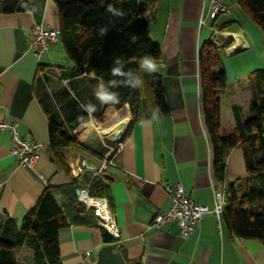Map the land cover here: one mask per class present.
I'll return each instance as SVG.
<instances>
[{"label":"crops","instance_id":"1","mask_svg":"<svg viewBox=\"0 0 264 264\" xmlns=\"http://www.w3.org/2000/svg\"><path fill=\"white\" fill-rule=\"evenodd\" d=\"M210 1L156 0L146 8L149 36L161 52L157 74L168 115L159 113L149 85L144 84L137 118L128 105L109 118L120 116L125 109L130 118L123 117L109 130L104 129L111 136L102 137L111 140L126 132L106 169L97 175L109 182L106 201L115 216L119 240L105 241L97 226L63 228L58 232L61 264H85L84 253L89 254L91 264H264V244L234 237L222 212L220 216L204 214L189 238H182L174 223L151 227L152 220L170 207L163 184H180L195 204L212 210L215 191L248 176L243 149L234 147L226 156L225 181L215 180L212 145L203 119L199 52L215 36L214 30L220 33L215 36L218 40L231 42L220 61L228 85L217 92V98L219 135L232 136V107H239L243 119L247 117L251 99L248 78L264 69V35L239 0H216L228 6L230 13L214 18ZM28 4V11L0 12V122H17L20 137L39 146L34 166H20L10 153V134L0 130V215L18 223L46 187L67 184L85 172L96 177L93 173L102 163L82 151L66 149L62 152L66 173L49 150L47 117L36 97V79L40 70L59 67L58 62L66 58L59 43L39 58L29 50L32 27L44 24L59 31V17L54 0H28ZM82 133L78 127L75 139L89 141L90 133ZM88 188L80 182L79 190ZM24 248L32 261L30 249L17 250ZM15 255L19 262L33 264L17 252Z\"/></svg>","mask_w":264,"mask_h":264},{"label":"trees","instance_id":"2","mask_svg":"<svg viewBox=\"0 0 264 264\" xmlns=\"http://www.w3.org/2000/svg\"><path fill=\"white\" fill-rule=\"evenodd\" d=\"M54 1L59 17L58 43L70 67L40 70L42 75L36 79L35 92L47 117L49 150L67 173L68 168L62 155L64 150L76 149L88 156L96 154L95 150L79 144L74 137V131L88 116L103 123L124 105H128L135 119L142 107L140 99L143 88H110V91L120 94V103L117 105L100 104L97 101L93 88L101 83L106 84L110 79H119L110 75L112 66L122 63L125 71L131 69L140 75L143 85H149L152 101L159 113L168 115V108L160 75L144 73L138 67L140 58L145 55H152L157 64L161 58L159 46L149 36L145 17L146 8L156 0ZM239 2L249 19L264 35V0ZM109 4L123 10L125 17L118 19L107 13ZM28 5V0H2L0 12L28 11ZM101 26L109 27L104 37L98 35ZM230 45L229 40L220 41L212 36L199 52L204 125L212 145L216 182L225 181L227 153L234 147H241L244 152L248 176L225 187L226 203L222 220L234 237L258 240L264 244V69L254 71L248 78L251 99L247 117L243 119L239 107L233 106L234 135L220 136L217 92L228 85L220 61L221 53ZM50 73L58 79L59 86L67 82L70 88L59 87L47 93L45 83L52 82ZM89 102L96 106V111L91 115L79 107L81 103ZM126 116L129 118L125 109L105 127L106 130ZM80 182L88 185L90 196L109 200L108 180L102 176L92 177L85 172L79 179H70L67 184L46 187L34 207L19 223L0 215V264H24L15 255L17 249L22 247L31 250L33 264H61L58 232L70 226H96L91 215L77 201L76 191L79 190ZM102 234L105 241H110L105 232L102 231Z\"/></svg>","mask_w":264,"mask_h":264},{"label":"built area","instance_id":"3","mask_svg":"<svg viewBox=\"0 0 264 264\" xmlns=\"http://www.w3.org/2000/svg\"><path fill=\"white\" fill-rule=\"evenodd\" d=\"M211 17L214 18L220 14L230 13L228 6L210 1ZM57 30L48 29L44 24L34 25L31 29V38L29 41V50L37 58L47 54L52 46L58 43ZM215 36H220L217 30H214ZM18 124L15 121H1L0 130L7 131L11 136L10 153L16 158L20 166L33 167L38 159L39 146L20 137L17 131ZM120 143L110 149L107 158H110L118 151ZM106 169V163H102L93 176L103 173ZM163 189L170 198L169 210L156 216L151 223V227L159 229L165 224L174 223L180 229L182 238H189L195 231L204 214L213 213L220 216L222 208L225 205L224 188L214 192V204L212 210L206 206L195 204L187 195L180 184L169 186L163 184ZM77 200L81 203L87 214L93 218L96 226L105 232L110 240L117 242L119 240V228L114 214L111 212L108 203L103 197H92L87 189L79 190ZM85 264H91L89 254H83Z\"/></svg>","mask_w":264,"mask_h":264},{"label":"clouds","instance_id":"4","mask_svg":"<svg viewBox=\"0 0 264 264\" xmlns=\"http://www.w3.org/2000/svg\"><path fill=\"white\" fill-rule=\"evenodd\" d=\"M106 12L111 14L112 17L118 19H123L126 15L123 10L111 4H109L106 8ZM108 31V26H101L98 28V35L104 37ZM138 67L142 72L150 75L159 71V65L152 55H145L141 57ZM124 69L125 65L122 63H117L110 68V75L112 77H118L119 79H110L106 84L101 83L99 85L98 90L94 93V95L100 103L106 105H117L120 103V94L117 91H110V88H119L121 86L131 88L133 90L142 88L144 83L142 77L140 75H137L131 69H128L127 71H125ZM79 107L87 111L89 115L93 114L96 111V106L91 102L87 104L81 103ZM79 119H82V117Z\"/></svg>","mask_w":264,"mask_h":264},{"label":"rangeland","instance_id":"5","mask_svg":"<svg viewBox=\"0 0 264 264\" xmlns=\"http://www.w3.org/2000/svg\"><path fill=\"white\" fill-rule=\"evenodd\" d=\"M219 37V36H218ZM220 41H223V40H220ZM223 43V42H222ZM59 51V50H58ZM222 56H223V54L221 53V58H222ZM64 59V58H63ZM62 61V60H61ZM57 65H59V66H61V67H68L69 65H70V63H69V61L66 59H64V61L63 62H58V64ZM246 71H248V70H246ZM41 75H42V73H40V75H38V77H41ZM50 75H51V79H52V82H50L49 84L48 83H45V91L47 92V93H51L52 91H54V90H56V89H58L59 87H69L70 88V85H69V83H67V82H64L61 86H59L58 85V83H57V78H55V75H53L52 73H50ZM228 78H230V76L228 77ZM95 89V87L93 88V90ZM95 91V90H94ZM93 91V94L95 93ZM95 96V95H94ZM91 117V118H90ZM117 117H119V115L117 114L115 117H113L112 119H109L108 121H105V122H103V123H100V122H98L95 118H93L92 116H88V118H87V121H88V119H92L93 120V122H95V124L98 126V127H101V128H104V129H106L105 127L106 126H109L111 123H112V121L115 119V118H117ZM90 121V120H89ZM81 126V127H80ZM79 126V129H82L83 130V125L81 124ZM78 129V128H77ZM109 128H107V130H108ZM89 141H87V142H78L77 140V142L79 143V144H81V145H84V146H88V147H90V148H92L93 150H95V152H96V154H95V156H88L87 154H85V155H87L86 157H91L92 159L94 158V159H96V160H99V161H102V163H106V167L108 166V162H109V160H110V158H107V156L109 155V153H110V149L111 148H113L115 145H116V143H117V140H111V139H109V138H106V137H100V135L99 134H97V132L93 129L91 132H90V134H89V139H88ZM101 154L102 156L101 157H98L99 155ZM101 163V164H102ZM20 250V249H19ZM19 250H17L16 252H17V254L21 257V258H23L24 259V261L26 262V263H32V261L30 260V259H28V256L26 255V251H27V249H23V250H21V251H19ZM29 255L32 257V252H31V250H30V253H29Z\"/></svg>","mask_w":264,"mask_h":264},{"label":"bare ground","instance_id":"6","mask_svg":"<svg viewBox=\"0 0 264 264\" xmlns=\"http://www.w3.org/2000/svg\"><path fill=\"white\" fill-rule=\"evenodd\" d=\"M83 126H84V129L82 130V132H83L82 134H84V135H88L93 129L97 132V134L100 135V137H102L103 134H106L108 136L110 135V133L108 131H105L103 128L98 127L95 124V122H93L92 120L85 122Z\"/></svg>","mask_w":264,"mask_h":264},{"label":"water","instance_id":"7","mask_svg":"<svg viewBox=\"0 0 264 264\" xmlns=\"http://www.w3.org/2000/svg\"><path fill=\"white\" fill-rule=\"evenodd\" d=\"M126 129H127V128H126ZM125 132H126V130L124 131V133L122 134V136L118 139L117 143H120V142L122 141V139H123V137H124V135H125ZM78 194H79V190L76 191V195H77V196H78Z\"/></svg>","mask_w":264,"mask_h":264}]
</instances>
